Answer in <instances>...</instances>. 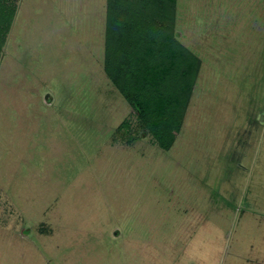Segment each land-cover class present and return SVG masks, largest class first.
I'll return each instance as SVG.
<instances>
[{"label": "rangeland", "instance_id": "obj_1", "mask_svg": "<svg viewBox=\"0 0 264 264\" xmlns=\"http://www.w3.org/2000/svg\"><path fill=\"white\" fill-rule=\"evenodd\" d=\"M0 3V264H264V0L145 20L196 58L166 148L105 71L107 0Z\"/></svg>", "mask_w": 264, "mask_h": 264}, {"label": "trees", "instance_id": "obj_2", "mask_svg": "<svg viewBox=\"0 0 264 264\" xmlns=\"http://www.w3.org/2000/svg\"><path fill=\"white\" fill-rule=\"evenodd\" d=\"M173 1L107 0L106 50L111 47L116 48L117 36L121 34L130 38L129 45L133 44V49L130 50V53H126L129 59L127 68L124 66V70H122L116 67L117 60H114L113 55H110V59L105 60V71L135 108L141 125L151 132L157 144L162 148L170 145L178 131L190 85L192 84V78L188 84L185 83L186 88L172 80L178 74L170 71V64L174 63L178 68L180 67L181 75L192 68L194 76L197 69L196 58L171 39L170 34L167 32L170 29H167L166 25L154 26L157 23L152 22V27L145 25V20L151 21L156 16L161 22L171 26ZM148 5H152L149 13L151 8L153 11L146 15L144 11L146 13ZM158 10H160V16ZM11 17L12 10L0 3V23H3L4 26L0 30V46L2 45L3 33L6 32ZM116 38L117 41L113 44L112 42ZM129 45L127 44L128 47ZM114 52L112 51L111 54ZM182 53L185 54V58L187 57L188 60L183 59L184 55ZM115 76L120 77V79L123 78L125 85L119 86ZM180 77V81H182L183 76ZM128 86L131 87L129 91L127 90Z\"/></svg>", "mask_w": 264, "mask_h": 264}]
</instances>
